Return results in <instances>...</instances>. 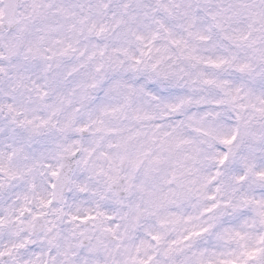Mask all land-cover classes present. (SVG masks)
Segmentation results:
<instances>
[{
  "label": "clouds",
  "instance_id": "9594fccd",
  "mask_svg": "<svg viewBox=\"0 0 264 264\" xmlns=\"http://www.w3.org/2000/svg\"><path fill=\"white\" fill-rule=\"evenodd\" d=\"M0 264H264V0H0Z\"/></svg>",
  "mask_w": 264,
  "mask_h": 264
}]
</instances>
